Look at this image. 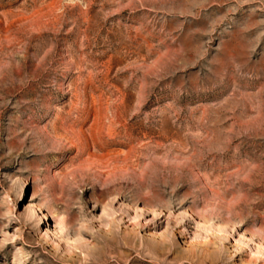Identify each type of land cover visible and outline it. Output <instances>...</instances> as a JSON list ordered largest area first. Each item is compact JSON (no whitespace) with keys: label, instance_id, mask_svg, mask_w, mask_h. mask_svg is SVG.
Here are the masks:
<instances>
[{"label":"rangeland","instance_id":"obj_1","mask_svg":"<svg viewBox=\"0 0 264 264\" xmlns=\"http://www.w3.org/2000/svg\"><path fill=\"white\" fill-rule=\"evenodd\" d=\"M0 264H264V0H0Z\"/></svg>","mask_w":264,"mask_h":264}]
</instances>
